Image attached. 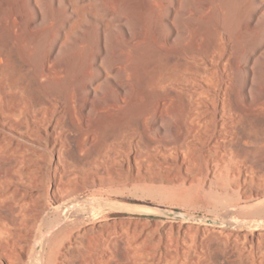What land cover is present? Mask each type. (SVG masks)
<instances>
[{"label":"bare ground","instance_id":"6f19581e","mask_svg":"<svg viewBox=\"0 0 264 264\" xmlns=\"http://www.w3.org/2000/svg\"><path fill=\"white\" fill-rule=\"evenodd\" d=\"M63 1L0 0V55L8 59L14 52L13 60L20 65L21 54L28 55L34 66L26 63L20 75L34 74L44 92L34 93L35 105L44 112L27 122L31 139L61 149L66 133H74L76 154L87 150L90 166L96 162V170L80 173L83 182L108 179L118 167L138 174L143 169L177 170L196 180L200 163L191 152L202 149L211 168L209 183L219 189L228 179L227 151L235 150L245 168L238 185L245 197L256 194L247 183L264 176V35L260 38L256 31L264 17V0H243L241 17L236 11L239 0H88L100 23L80 30L81 37L75 32L89 14L87 7L70 0L76 18L65 14L57 22ZM111 3L120 11H113ZM93 30L94 48L87 46ZM69 44L81 52L65 58ZM18 64L0 66V96L7 100L4 110L10 116L21 114L25 106L12 90L33 94ZM17 150L9 158V170L0 162V202L15 197L29 181L27 165L35 148ZM69 185L70 174L55 179L54 195H64ZM4 217L19 227L12 205ZM117 227L106 222L84 234L96 236L97 250L106 245L100 238ZM206 229L217 231L212 235L215 244L196 248L191 264H210L201 251L213 264H264V232L251 237ZM1 241L0 256L7 260L2 259L3 264L11 263L14 253ZM90 245L69 249L63 264L71 262V256H82L80 250ZM224 248L228 252L223 253ZM177 258L171 254L173 262ZM102 260L106 257L96 253V264Z\"/></svg>","mask_w":264,"mask_h":264},{"label":"rangeland","instance_id":"374dc122","mask_svg":"<svg viewBox=\"0 0 264 264\" xmlns=\"http://www.w3.org/2000/svg\"><path fill=\"white\" fill-rule=\"evenodd\" d=\"M45 1L51 4V0H45ZM76 2L81 8L87 7L86 9L89 13L84 18V21L78 24L77 30L75 32V36L81 37L83 33L80 30L83 29L88 30L90 26H96L97 24L100 23L99 22L100 17L99 16L96 17L95 12L88 9L89 7L88 0H76ZM62 3L66 6V9H63L64 5H61L62 6L61 12L56 16V21L60 22L64 20L65 14H68L69 16L76 18V15H74V13L70 11L72 8V2L70 0H64ZM109 7L115 12L120 11V8L115 4L111 3L109 4ZM54 8L58 9V6L55 5ZM256 8L257 5H254L250 8V11H253ZM245 9L246 7L243 4V0H239L236 11L239 13L240 17L242 15V12L245 11ZM57 22L54 21V23ZM256 31L258 37L260 38L263 37L264 17L261 19V22L258 23L256 27ZM90 38L91 41L87 42V46H89L90 44L91 47L94 48L95 45L92 39L95 40L96 38V30L92 31ZM70 41L74 42L75 38L72 36ZM80 52L81 50L79 48L78 49L73 48L72 45L69 44L67 46V49L64 50L63 54L64 57L67 58L70 57L71 55ZM14 55H16V53L12 52L11 56L8 57V59H6L7 57L0 55V66L5 67L8 65L10 66L12 65L17 68L18 63L14 62L13 60ZM21 56H22V61H21L22 65L18 64L19 75L20 73H24L23 71H25L26 69L25 66L26 63H30L33 65L32 60L28 55L22 53ZM260 61H261L260 68L264 70V62L263 60ZM26 75H28L29 79L25 77ZM26 75L24 74L23 75L24 77L22 75L20 76H22L23 79L26 81L24 82L26 86H29V88L33 89L32 90L33 94L28 93L23 89L11 91L12 94H15L18 98L22 100V102L25 103V106H23L21 114L15 116L7 115V113L4 110V106L7 104V100L3 96H0V149H2L0 150L1 164H4L5 168L9 170L10 169L9 158L11 155L14 156L17 154L18 151L17 149H25V145L35 148L34 153L30 152V155L33 156L27 165V169H30V173L28 174L29 181L27 183V186L25 188L21 187L20 191L17 193L15 197L4 198L0 202V215L3 217L1 219L2 221L0 220V234H1L0 238H2L1 243L4 246H8L14 253V260L11 263L8 262V264H19V262L22 261L27 254L28 245L31 244L34 229L42 215L43 208H45L42 188L46 184V169L50 162H54L55 164L54 180L55 179L58 180L63 177L66 178V176L70 174L69 188L64 192L65 193L64 195L62 194L61 195L57 194L56 196L54 195L57 200H61L66 197H69L77 192L86 189L87 187L125 181L127 172H130L129 170H125V169L122 170L120 169V167H118L117 168L118 172L114 173L108 179L103 178L102 180H97V181L95 180L94 182L93 181L83 182L80 179V173L82 172V170L83 171L86 170L87 172L90 171L91 166H90V161L87 160V156H88V153L86 154V152H88L87 150L81 151L82 155L76 154L78 153V150L76 149V135L74 133H70V132L66 133L68 135V139L64 141L61 149H55V145L53 144H49L48 147L41 146L34 139H31L32 134H30V132L26 127L27 122L31 120L33 115L44 112L43 107L35 105V101L37 98L36 95H34V93L37 94L38 96L37 91L39 92L40 90L42 91V93L44 92L42 87L37 83L39 79H36L37 77L34 74H31L29 76V74L26 73ZM3 83H4V79L0 77V87H3L4 85ZM34 98L36 99L34 100ZM16 116L19 121L15 119ZM92 119L96 121V117ZM73 137H75V139ZM262 150L264 152V146L262 147ZM57 152H59L60 159L57 157ZM202 153L204 154L202 149H198V151L193 150L191 152L192 157H194V155L196 154V161L200 163V170H201L200 157ZM78 156L79 158L80 157L81 158L79 159ZM225 162L228 168L227 169L228 179L221 185L219 189L211 186V184L208 182V188L212 191L223 194H235L237 189L240 187L238 185L239 172L240 171L243 172L245 170L244 163L242 159L237 158V153L235 150L234 152L231 150L227 151ZM78 164L81 166L79 167ZM94 165L95 167H91V168L93 170H96V162L94 163ZM131 174L136 181L149 180L155 182L173 183V182H180L182 175L188 177L190 183H195L199 180V177L196 180H192L190 176H188L187 174H183L182 172L177 170H164L158 172V171H148L143 169L140 174L136 172H131ZM162 176L163 177L168 176L171 178V180L164 179L162 178ZM255 181L256 182L254 184L252 183V181H248L247 183L248 188L253 189L254 193L256 194H263L264 176L261 177L260 180H257L255 178ZM80 185H83L84 187H80ZM245 195L247 197L250 196L248 194ZM11 205L14 207L16 211V215L18 216L17 217L19 220L18 228H13L10 221L5 219L4 217L6 216V212L8 211V208ZM111 222L116 223L118 227L100 238V240L106 243V245L103 248L96 250V238H95L96 236L92 238V236L85 235L84 231L82 233H79L78 236L80 237L76 236L75 243L67 248L66 250L67 255H69V249H71L72 247L75 248L80 247V249H83L88 245L89 242H91V245L85 248L83 253L82 250H80V255L82 256L79 255L71 256V262L67 264H79L77 262L80 261H82L83 264H96V253H99L103 257H106V260H102L100 264L102 263L132 264L133 262L143 263V264H191V257L195 255L194 250L196 248L202 250L204 247L208 245L215 244L212 235L213 233L217 232L208 229L204 230L205 227L203 228L200 226L197 227V225H191V224L190 225L188 224V226L187 225L181 226L180 224H169L166 227H164L162 230H159L158 222L151 223L147 220L128 219V220H114ZM94 229H96V227H94ZM241 238L242 240H244V244L248 246L249 242L245 241V239H243V236H241ZM224 251L225 253L228 252L227 250H225V248L223 249V253ZM122 252L126 254L125 257L121 255ZM175 252L177 253L178 258L176 259L177 261L173 262L171 259V254H176ZM200 253L203 255L204 260L205 259L207 260V263L208 262L210 264L214 263L213 258H210V255H207L202 251ZM160 256H161V261L158 262L157 259ZM225 256L228 255L226 254ZM2 259L5 258L0 256V264H3ZM165 259L171 260V262L167 263L165 262ZM223 262L225 263L226 260H224Z\"/></svg>","mask_w":264,"mask_h":264},{"label":"water","instance_id":"95a60500","mask_svg":"<svg viewBox=\"0 0 264 264\" xmlns=\"http://www.w3.org/2000/svg\"><path fill=\"white\" fill-rule=\"evenodd\" d=\"M200 160L195 183L185 175L173 183L136 181L127 172L125 181L87 187L61 200L53 193L55 164L50 162L42 188L45 208L21 264H63L79 233L114 220L158 222L159 230L191 224L251 237L264 232V193L245 197L242 186L235 194L210 190L211 168L203 153Z\"/></svg>","mask_w":264,"mask_h":264}]
</instances>
